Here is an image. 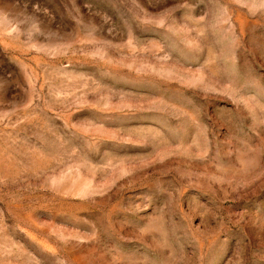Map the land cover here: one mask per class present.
I'll return each mask as SVG.
<instances>
[{"label": "rangeland", "instance_id": "1", "mask_svg": "<svg viewBox=\"0 0 264 264\" xmlns=\"http://www.w3.org/2000/svg\"><path fill=\"white\" fill-rule=\"evenodd\" d=\"M0 264H264V0H0Z\"/></svg>", "mask_w": 264, "mask_h": 264}]
</instances>
